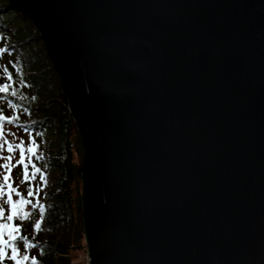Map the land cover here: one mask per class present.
<instances>
[{
    "label": "water",
    "instance_id": "obj_1",
    "mask_svg": "<svg viewBox=\"0 0 264 264\" xmlns=\"http://www.w3.org/2000/svg\"><path fill=\"white\" fill-rule=\"evenodd\" d=\"M83 145L91 264H264V0H9Z\"/></svg>",
    "mask_w": 264,
    "mask_h": 264
},
{
    "label": "trees",
    "instance_id": "obj_2",
    "mask_svg": "<svg viewBox=\"0 0 264 264\" xmlns=\"http://www.w3.org/2000/svg\"><path fill=\"white\" fill-rule=\"evenodd\" d=\"M5 85L7 90L0 92L5 119L0 124L13 126L23 145L34 151L27 152L22 164L15 160L9 173L17 191L11 202L6 194L2 197L0 225L5 227L0 228V241L7 243H0L5 253L0 264H16L11 256L17 246L22 264H33V259L36 264H79L77 254L86 248V237L83 145L77 123L40 31L9 0H0V87ZM3 131L0 143L6 146L9 136ZM25 169L27 177L22 175ZM26 243L35 247L25 250ZM24 255L29 260L23 261Z\"/></svg>",
    "mask_w": 264,
    "mask_h": 264
},
{
    "label": "rangeland",
    "instance_id": "obj_3",
    "mask_svg": "<svg viewBox=\"0 0 264 264\" xmlns=\"http://www.w3.org/2000/svg\"><path fill=\"white\" fill-rule=\"evenodd\" d=\"M2 130H4L3 134L9 136V139L8 137L7 140L4 139L5 141H7L8 144L6 146L3 145L2 147H0V208L3 206L4 203L2 199L4 194L10 196L11 199L14 198V194L16 193L17 189H14L12 185L11 187H9L10 182L12 181L9 173L14 167L15 160L20 159L21 150H23L24 156H27L28 152V148H26V146L23 145V142L19 140L20 138L16 136L17 132L15 131L13 126L8 125L7 127H3ZM6 136L3 137L6 138ZM2 142L3 141L1 140V143ZM17 145H20V147H17ZM9 147H11L12 151L8 150ZM30 153V155H32L33 152ZM29 158H31V156H29ZM5 164L8 165V168L4 167ZM5 176L8 177L7 181L4 180ZM86 248H84V250Z\"/></svg>",
    "mask_w": 264,
    "mask_h": 264
},
{
    "label": "snow or ice",
    "instance_id": "obj_4",
    "mask_svg": "<svg viewBox=\"0 0 264 264\" xmlns=\"http://www.w3.org/2000/svg\"><path fill=\"white\" fill-rule=\"evenodd\" d=\"M8 78L11 79V76H9ZM7 88H8V85H5L4 87H0V92H5V91L7 90ZM13 94H14V93H13ZM4 119H5V117L2 116V115H0V121H3ZM9 122H11V121H9ZM2 129H3V125L0 124V132H2ZM0 147H2V145H0ZM17 147H20V145H17ZM8 150H9V151H12L11 147H9ZM28 152H33V148H32V147H29V148H28ZM23 160H24V155H23V150H21L20 161H19V163L22 164V163H23ZM4 167H5V168H8V165L5 164ZM37 171H39V169H37ZM22 175H23L24 177H27V175H28V173H27V169L24 170V172L22 173ZM4 180L7 181V180H8V177L5 176V177H4ZM9 187H11V185H9ZM28 195H29V196L32 195V191H31V190L28 191ZM8 202H11V197H10V196H9V201H8ZM20 203H21V204H24L25 201L21 200ZM15 208H16V205L13 204V205H12L13 213H15ZM42 211H43V210L41 209V213H42ZM3 213H4V209H3V208H0V216H2ZM8 219L11 220V219H12V216H11V215L8 216ZM3 227H5V226H4V225H0V228H3ZM35 227H36V229H39V228L41 227L40 223H36V224H35ZM17 230H18V229H17ZM13 239H14V238H13ZM21 240H25V241H26V238L21 237ZM0 243H7V242H5V241H0ZM29 247H35V245H31V244H27V243H26V244H25V250H27V248H29ZM17 248H18V246H17V247H13V254H12V256H11V259L15 260V261H16V264H22V261H21V260H17ZM4 257H5V253H4V251H3V248H0V260H3ZM29 258H30V257H29L28 255H24V256H23V261H27V260H29ZM33 264H36L35 259H33Z\"/></svg>",
    "mask_w": 264,
    "mask_h": 264
},
{
    "label": "built area",
    "instance_id": "obj_5",
    "mask_svg": "<svg viewBox=\"0 0 264 264\" xmlns=\"http://www.w3.org/2000/svg\"><path fill=\"white\" fill-rule=\"evenodd\" d=\"M83 251L77 254V259L79 261V264H91V257L87 251V248Z\"/></svg>",
    "mask_w": 264,
    "mask_h": 264
}]
</instances>
